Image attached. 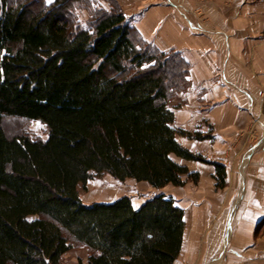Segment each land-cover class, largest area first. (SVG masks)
I'll use <instances>...</instances> for the list:
<instances>
[{
    "label": "trees",
    "instance_id": "1",
    "mask_svg": "<svg viewBox=\"0 0 264 264\" xmlns=\"http://www.w3.org/2000/svg\"><path fill=\"white\" fill-rule=\"evenodd\" d=\"M110 1L0 0V264H62L75 244L88 264H174L181 252L185 211L173 196L136 207L128 195H80L102 174L182 186L199 173L178 159L209 162L177 138L192 136L171 106L189 62L145 40ZM5 117L39 120L48 137L9 136ZM213 163L224 187L226 166Z\"/></svg>",
    "mask_w": 264,
    "mask_h": 264
},
{
    "label": "crops",
    "instance_id": "2",
    "mask_svg": "<svg viewBox=\"0 0 264 264\" xmlns=\"http://www.w3.org/2000/svg\"><path fill=\"white\" fill-rule=\"evenodd\" d=\"M117 1L145 40L190 64L171 106L192 136L177 138L209 162L178 159L199 180L159 188L185 211L174 264H264V0Z\"/></svg>",
    "mask_w": 264,
    "mask_h": 264
},
{
    "label": "rangeland",
    "instance_id": "3",
    "mask_svg": "<svg viewBox=\"0 0 264 264\" xmlns=\"http://www.w3.org/2000/svg\"><path fill=\"white\" fill-rule=\"evenodd\" d=\"M49 1V0H48ZM52 1V0H51ZM105 8L111 7L110 0H94ZM82 23H86L89 12L85 9L78 11ZM4 128L9 136L27 134L32 138L46 139L48 137L47 126L39 120H29L18 117H5ZM82 200L85 203L95 201H112L123 195L130 196L136 207L160 191L144 181L134 179L118 180L110 174L95 176L84 187L79 186ZM34 218V217H31ZM88 249L80 244H75L62 258V264H88Z\"/></svg>",
    "mask_w": 264,
    "mask_h": 264
},
{
    "label": "snow or ice",
    "instance_id": "4",
    "mask_svg": "<svg viewBox=\"0 0 264 264\" xmlns=\"http://www.w3.org/2000/svg\"><path fill=\"white\" fill-rule=\"evenodd\" d=\"M49 2H51V0H49Z\"/></svg>",
    "mask_w": 264,
    "mask_h": 264
}]
</instances>
